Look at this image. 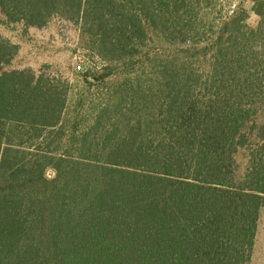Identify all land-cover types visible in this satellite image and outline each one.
<instances>
[{
  "label": "trees",
  "instance_id": "16d2710c",
  "mask_svg": "<svg viewBox=\"0 0 264 264\" xmlns=\"http://www.w3.org/2000/svg\"><path fill=\"white\" fill-rule=\"evenodd\" d=\"M254 1L218 15L213 0H0L12 22L79 23L115 67L71 106L70 86L4 69L18 47L0 34V264H249L264 209Z\"/></svg>",
  "mask_w": 264,
  "mask_h": 264
},
{
  "label": "rangeland",
  "instance_id": "374dc122",
  "mask_svg": "<svg viewBox=\"0 0 264 264\" xmlns=\"http://www.w3.org/2000/svg\"><path fill=\"white\" fill-rule=\"evenodd\" d=\"M218 15L243 7L248 11L255 5L254 0H213ZM249 25L255 27L259 17L251 12ZM0 34L16 44L17 53L11 62L4 66L7 71L13 69H32L36 73L55 78L59 83L72 89L71 106L78 102L77 93L90 87L95 89L104 72L115 69L102 60L88 47V39L82 33L79 23L60 16L52 17L43 27L28 26L24 22L8 20L0 7ZM202 53V52H200ZM81 64L82 68L77 69ZM114 75L107 77L113 79ZM90 85V86H89ZM68 149L69 146H65ZM238 177H241L248 163L247 148H242L236 155ZM47 176L53 177L52 168L47 170ZM249 264H264V209L260 215L256 242Z\"/></svg>",
  "mask_w": 264,
  "mask_h": 264
},
{
  "label": "built area",
  "instance_id": "2783aa9c",
  "mask_svg": "<svg viewBox=\"0 0 264 264\" xmlns=\"http://www.w3.org/2000/svg\"><path fill=\"white\" fill-rule=\"evenodd\" d=\"M81 68H82L81 64H78L77 69H81Z\"/></svg>",
  "mask_w": 264,
  "mask_h": 264
}]
</instances>
